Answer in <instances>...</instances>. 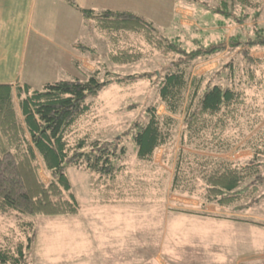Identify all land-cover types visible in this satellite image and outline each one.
Masks as SVG:
<instances>
[{"label": "trees", "instance_id": "trees-1", "mask_svg": "<svg viewBox=\"0 0 264 264\" xmlns=\"http://www.w3.org/2000/svg\"><path fill=\"white\" fill-rule=\"evenodd\" d=\"M67 1L106 36L112 63L144 56L141 44L132 43L139 39L150 51L164 56L179 54L166 70L154 74L159 103L146 108V122L134 124L139 161L153 163L158 149L173 146L178 139V148L167 161L173 169L171 192L197 196L203 207L215 204L242 208L238 203L241 199L240 203L247 202L248 197L254 199L264 185V57H252L250 50L264 46V34L250 39L232 38L230 49L241 48L244 66L229 61L209 77L194 76L192 69L201 53L187 52L170 43L137 13L84 9ZM214 49L205 47L203 53L214 54ZM101 73L95 69L82 78L46 81L35 89L27 83L0 84V215L24 219L78 213L80 206L70 192L66 165L88 170L92 184L103 190L106 203L109 192L120 194L121 188L128 185L126 165L118 161L125 149L116 152L119 139L104 144L94 139L82 150L87 139L74 142L71 135L90 109L88 96L98 94L110 83L149 80L151 74L122 76L105 71L100 78ZM160 104L164 107L162 114L158 112ZM233 150H248L250 160L242 163L229 159L227 154ZM41 168L51 175L48 183L38 174ZM18 225L26 239L0 242V264H22L26 259L35 222Z\"/></svg>", "mask_w": 264, "mask_h": 264}, {"label": "rangeland", "instance_id": "rangeland-1", "mask_svg": "<svg viewBox=\"0 0 264 264\" xmlns=\"http://www.w3.org/2000/svg\"><path fill=\"white\" fill-rule=\"evenodd\" d=\"M248 1L243 4L226 0L222 1L226 5H215L220 12L216 22H200L203 29L210 26L211 30L198 25L180 26L174 20L170 26L154 27L181 49L198 50L201 56L194 63L192 74L209 77L229 61L236 66L245 65L239 54L241 48L230 49L232 38L250 39L264 34V0ZM207 9L202 7L199 11ZM200 15L197 16L202 19ZM84 34L100 63L96 65L102 72L100 78L105 71L122 76L151 74L149 80L138 78L125 85L110 83L98 94L88 96L90 109L71 135L74 142L87 139L82 150L94 139L103 144L119 139L116 152L125 149L118 161L126 165L128 185L121 188L120 194L109 192L106 203L103 190L92 184L88 170L66 165L65 174L70 192L79 202V212L24 219L0 215V242H24L26 233L18 224L32 220L35 227L31 246L22 264H264V185L258 188L254 199L238 202L242 208L215 204L203 207L197 196L170 191L173 169L167 161L178 148V139L173 146L158 149L153 163L137 158L134 124L146 122V108L159 103L154 74H161L179 54H158L139 39L132 43L141 44L144 56L112 63L106 56L110 48L106 36L95 29ZM205 47H214L216 53L205 55ZM250 51L252 57H264V46H253ZM158 112L164 113L163 105ZM227 157L245 163L251 155L248 150H233ZM38 174L44 183L50 181L51 175L44 168Z\"/></svg>", "mask_w": 264, "mask_h": 264}, {"label": "crops", "instance_id": "crops-1", "mask_svg": "<svg viewBox=\"0 0 264 264\" xmlns=\"http://www.w3.org/2000/svg\"><path fill=\"white\" fill-rule=\"evenodd\" d=\"M72 1L84 9L137 13L155 27L174 20L202 28L200 22H216L220 12L214 7L226 0ZM202 7L209 9L200 12ZM90 30L92 23L67 0H0V84L27 83L35 89L63 77L82 78L100 64L84 34Z\"/></svg>", "mask_w": 264, "mask_h": 264}]
</instances>
